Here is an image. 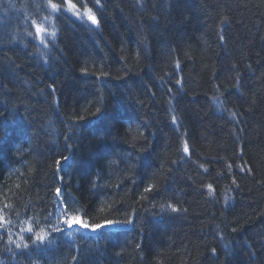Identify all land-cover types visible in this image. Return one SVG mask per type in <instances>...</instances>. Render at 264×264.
<instances>
[{"label":"trees","instance_id":"1","mask_svg":"<svg viewBox=\"0 0 264 264\" xmlns=\"http://www.w3.org/2000/svg\"><path fill=\"white\" fill-rule=\"evenodd\" d=\"M46 2L0 0V264H264V0H74L96 27ZM57 187L133 224L7 243L55 222Z\"/></svg>","mask_w":264,"mask_h":264},{"label":"snow or ice","instance_id":"2","mask_svg":"<svg viewBox=\"0 0 264 264\" xmlns=\"http://www.w3.org/2000/svg\"><path fill=\"white\" fill-rule=\"evenodd\" d=\"M99 4L100 0H94L93 7L98 8ZM38 7H41L46 10L49 16L55 15L56 17H60L63 15L67 16L70 19H85L87 22H90L92 25L96 26H98L99 23L98 18L96 17V15L93 14L92 8L80 5L74 2V0H59V2H57V0H47L46 4L38 5ZM81 8L84 9L83 12H81ZM31 27L34 29L35 38H38L39 42L45 47H47V44H45L46 40H48L49 43H54L57 36V32L55 31V29H53L51 33H48L46 27L42 26L36 21L31 22ZM28 35L33 36V32H29ZM49 36L51 37L50 40ZM220 39L223 40L224 37L221 36ZM177 83H180V81H177ZM96 112L99 113L100 109L97 108ZM232 115L235 116V113H232ZM81 119H83V117H81ZM172 122L174 124L177 123L175 116L172 117ZM69 138L70 137L68 136L65 137L66 140ZM183 152L189 153V146L186 140L183 142ZM69 159V156H60L59 158H57L55 160L56 171H60L62 162H68ZM201 167H203V165H201ZM229 167L231 166L229 165ZM204 170L207 171L206 168ZM60 179H63V177H60ZM233 183H235V180H233ZM152 187L153 186L150 185L148 188L145 189V191H151ZM207 188L209 190V193L214 191L213 186L211 184H208ZM55 196L57 201V206L55 209V222H53V220L51 219L53 213L49 212L47 216L44 217L45 221L47 222V227H39L38 230L34 229L33 223H35V221H33L32 218H29V221L26 222L25 227H22L20 230L21 233L30 234L29 239L32 241L31 248L29 243L25 241L24 235H19L20 242L13 241L12 237L9 235L7 243H15L16 249H30L31 252L43 253L47 250H53L54 247L58 244V241L53 238V233L63 234L66 230H70L73 227H80L83 230L89 231L93 234H101L103 229L118 231L125 225L133 224V220L131 217L126 220L106 219L99 223H89L87 220L83 219V217L87 215L86 212L79 215L73 214L74 209H72L68 204L64 203L63 197L61 196V189L58 187L55 189ZM4 207L7 208L8 205L6 204ZM167 207L171 208L173 212L179 211L178 208L171 204L167 205ZM164 208L165 206L161 205V209L164 210ZM3 212L4 210L0 209V227H6L8 224L11 223V221L5 217ZM233 231H236V229L234 228ZM68 236L71 240L72 233L70 231H68ZM212 252L213 254H215L216 250L212 249ZM72 259L73 261H75L76 257L73 256Z\"/></svg>","mask_w":264,"mask_h":264},{"label":"bare ground","instance_id":"3","mask_svg":"<svg viewBox=\"0 0 264 264\" xmlns=\"http://www.w3.org/2000/svg\"><path fill=\"white\" fill-rule=\"evenodd\" d=\"M37 42L40 44V45H43V44H41L40 42H39V39L37 38ZM44 57V55L42 56V58ZM29 245H30V247H31V245H32V242L31 243H29Z\"/></svg>","mask_w":264,"mask_h":264},{"label":"water","instance_id":"4","mask_svg":"<svg viewBox=\"0 0 264 264\" xmlns=\"http://www.w3.org/2000/svg\"><path fill=\"white\" fill-rule=\"evenodd\" d=\"M92 27H95L96 25H92L90 22H88Z\"/></svg>","mask_w":264,"mask_h":264}]
</instances>
